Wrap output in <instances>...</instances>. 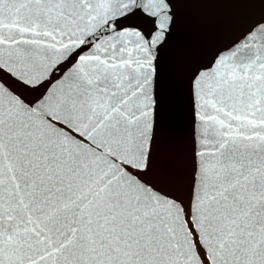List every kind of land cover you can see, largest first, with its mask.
I'll use <instances>...</instances> for the list:
<instances>
[{
  "label": "snow or ice",
  "instance_id": "1",
  "mask_svg": "<svg viewBox=\"0 0 264 264\" xmlns=\"http://www.w3.org/2000/svg\"><path fill=\"white\" fill-rule=\"evenodd\" d=\"M173 8L0 0V264H264V22L190 70L171 155Z\"/></svg>",
  "mask_w": 264,
  "mask_h": 264
},
{
  "label": "water",
  "instance_id": "2",
  "mask_svg": "<svg viewBox=\"0 0 264 264\" xmlns=\"http://www.w3.org/2000/svg\"><path fill=\"white\" fill-rule=\"evenodd\" d=\"M174 23L161 49L167 85L165 119L169 128L166 152L183 147L186 127L184 84L190 70L209 63L217 54L241 40L254 25L264 22L262 0H174ZM130 25L151 31L143 15L129 18Z\"/></svg>",
  "mask_w": 264,
  "mask_h": 264
}]
</instances>
